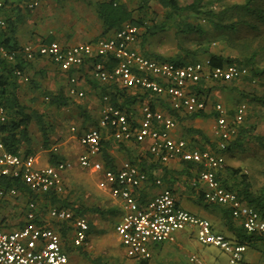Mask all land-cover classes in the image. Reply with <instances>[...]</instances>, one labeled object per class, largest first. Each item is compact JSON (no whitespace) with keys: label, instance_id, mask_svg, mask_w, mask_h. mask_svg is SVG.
<instances>
[{"label":"built area","instance_id":"obj_1","mask_svg":"<svg viewBox=\"0 0 264 264\" xmlns=\"http://www.w3.org/2000/svg\"><path fill=\"white\" fill-rule=\"evenodd\" d=\"M45 1L48 0H30L28 5L35 7ZM3 6L4 0H0V9ZM4 25L5 21L0 18V29ZM139 31L138 26L125 23L109 37H98L69 46L52 41L37 47L26 44L12 49L0 42V57L13 62L21 53L26 59H33L36 55L47 56L63 72L80 68L86 59L99 57L91 64V74L95 79L108 85L139 88L166 97L174 110L186 113L205 112L209 107L207 97L191 91L190 84L202 79L231 81L249 76L247 65L235 62L206 66L199 61L177 64L146 56L134 46ZM15 73L21 75L20 70ZM252 81H257V78L253 77ZM69 82V94L82 97L84 93L78 89V78L74 74L69 77ZM101 100L98 126L84 131L79 137L84 152L77 161L81 167L99 173L98 186L108 190L112 197L122 200L123 213L114 230L127 255L148 260L152 256L150 247L153 243L172 241L175 232L188 227L194 229L200 243L212 245L226 253L231 264L241 261L247 247L213 231L207 218L180 208L170 190L161 191L140 206L134 192L147 181L148 176L136 164L125 160L120 167L111 169L98 156L102 150V128L108 129L117 141L134 140L140 143L149 140L148 152L159 162L179 158L199 166L198 181L203 186L201 194L205 202L227 207L233 218L241 219L247 232L264 234V218L240 200L235 192L225 189L217 179V172L223 164L221 151L236 136L237 125L244 120L246 104H239L232 114L223 103L212 104L215 115L213 132L217 140V150L213 151L194 147L183 138H172L170 130L176 126L173 118L162 111L153 110L146 103L140 107L136 124H132L125 111L110 101L108 94H103ZM7 120V110L0 103V127ZM71 165L68 161H57L52 165L37 166L33 155L22 157L13 154L0 143V181L18 179L26 191L34 195L62 193V173ZM19 193L15 186L0 183V201L16 197ZM38 211L37 200L29 198L24 211V225L12 230L0 227V264H67L68 256L60 234L38 223ZM47 215L51 219L70 223L74 246L86 243L89 225L84 216L75 215L70 209L62 207L48 209ZM189 261L204 264L196 254L190 255ZM256 264H264V260Z\"/></svg>","mask_w":264,"mask_h":264},{"label":"crops","instance_id":"obj_2","mask_svg":"<svg viewBox=\"0 0 264 264\" xmlns=\"http://www.w3.org/2000/svg\"><path fill=\"white\" fill-rule=\"evenodd\" d=\"M101 1L103 0H48L41 2L35 7H29L30 0H4V6L0 9V18L6 22V26L1 30L3 31L1 39H8L10 45L15 44L20 47L31 44L37 47L38 45L48 44L52 41L59 42L63 46H69L92 41L102 35L109 37L114 31L109 30L104 32L105 26L97 17L96 13L97 5ZM134 46L140 52L142 51L139 38ZM209 51L223 54L224 56L230 55L229 51L223 47H220V50L216 52ZM178 52L179 50L174 54ZM174 54L166 55L165 57ZM193 57V60L210 66L208 54L198 51ZM189 61H192L191 57H187L185 63ZM12 65L13 67L23 69L21 75H16V78L10 79V82L15 85L14 93L18 101L25 107L26 112L42 114L47 127V141L44 144L42 132L34 121L31 122L28 126L31 134V143L30 145L22 144L19 153L21 154L26 148H30L32 151L30 155L35 157L36 165L41 167L52 165L51 160L53 155H56V161L63 160L71 162L72 165L62 173L63 185L70 187L69 192L71 188L76 189L72 194L67 195V197L62 193L60 196L69 202H75V205H82L85 210L81 216H84L89 222L88 225H91L94 229L95 225H101L104 222L103 218L113 219V226L115 227V224L120 220L123 213L122 200L112 197L108 190L100 188L98 186L100 174L93 173L81 167L77 161L78 156L84 152L79 142L80 135L84 131L98 126L102 105L101 97L103 95L101 88L107 83L93 78L91 66L88 64L69 72H63L48 57H36L31 60H24L22 57H19L18 60L13 61ZM73 74L78 78V89L84 93L82 97L69 94V87L71 85L69 77ZM244 78L231 81L202 79L197 83L190 84L189 88L191 91L206 95L209 100V107L207 111L201 112L202 115L193 118H189L188 116L191 113L187 115L183 111L179 113V117H173L171 115L176 123V126L170 130L171 137L174 139L183 138L197 148L217 150V140L213 132L215 115L212 104L221 102L229 111H234L239 104L245 103L243 97H251L248 92L252 91L250 88L252 85L248 86V80ZM51 96L65 97L68 99V104L60 108L51 106L48 102ZM117 99L118 102H122L121 97ZM166 101V99L161 101L154 100V110L162 111L169 115L168 103ZM245 104L247 109L244 119L250 112V109H248L250 104L247 102ZM124 106L127 107V105ZM135 107H137V104H135ZM136 109H139V107ZM47 113L51 115H47ZM139 116L136 114L135 119H138ZM242 123L239 126L253 130L249 122L246 121L243 125ZM71 128H74V130L72 131ZM251 129L248 131L249 135L252 133ZM101 135L103 149L98 159L104 165L107 162L104 155L106 153V157L109 163L113 164L114 169L120 167L123 161L132 160L147 174V181L141 184L134 192L140 206H144L154 195L168 189L172 192L180 208L188 210L200 217L206 218L205 215L212 216V220L207 219L210 221L215 232L235 238L236 234L234 229L229 227V216L227 217L224 214L225 209L219 206L206 205L202 198L201 190L203 186L198 181L200 169L197 164L188 165V163L179 158H171L162 163L149 154V140H144L140 143L134 140L117 141L106 128L101 129ZM248 140L250 143L249 136H246L243 141L245 147L243 151L236 149L231 152H221V155L224 158L223 163L234 167H242L252 179L246 165L243 166L236 161L240 158L242 152L243 154L250 152L252 146L246 147ZM229 156L234 159L232 164H228L227 162ZM80 175H85L86 179H82ZM156 180H159V183H156ZM36 196L39 210L38 223L50 227L60 234L63 249L68 256L67 264H100L88 256V252L94 250L90 247V243H87L90 233H87V240L84 244H87V247H84V245L81 247L74 246L70 223L64 222L68 226V229L66 230V234L62 235L60 227H62L63 222L51 219L47 215L48 209L57 207L56 205L53 206L50 204L48 199L50 195ZM13 198L5 199V201H8L10 208L13 207L14 209L12 211L15 212L12 213L13 220L10 221L0 216V227L7 226V230L17 229L24 225V211L26 206H21L19 202L21 199H29V191L20 190L17 199L14 200ZM195 205H200L202 208L197 209ZM4 206L6 209L7 206ZM200 211L205 215L201 214ZM231 218L235 225H238V222L242 225L241 219ZM8 226H14V228H9ZM191 229L194 232V229ZM178 232H175L174 240L172 241L153 243L150 247L152 252L151 258L145 260V262H142L143 259H138V264H153V254L162 252L163 249L161 246L165 242H176ZM157 244L161 245L157 246ZM252 256L255 258L257 255L252 253Z\"/></svg>","mask_w":264,"mask_h":264},{"label":"trees","instance_id":"obj_3","mask_svg":"<svg viewBox=\"0 0 264 264\" xmlns=\"http://www.w3.org/2000/svg\"><path fill=\"white\" fill-rule=\"evenodd\" d=\"M151 2H153V4H159L165 10L162 17H158L157 13H153V17L151 15L145 17ZM213 3L214 0H191V2L181 5L179 0H138V5L135 9L139 14L134 15L135 9H131L128 5L129 3L125 0H103L98 3L96 13L97 17L105 26L104 32L109 30L115 32L125 23H130L142 28L143 31H139L138 35L142 48L148 38L154 37L160 31H164L168 24L175 27L177 37H183V41L179 40V42H182L179 43V52L177 54L165 57L157 53L142 50L141 52L143 54L145 53L144 55L146 56L149 55V57H153L161 61L167 60L177 64H184L187 57H191L192 59V61L189 62H195L196 60H193V56L200 51L208 54L210 66L235 62L247 65L249 68V74L252 76H264V66H259L261 58L264 57V0H243L242 2L222 4L217 10L213 7ZM203 22H206L212 29L218 31L219 34H224L225 38H228L227 34L229 33L234 34L231 38V45L238 51V54L224 56L223 54L210 52L209 44L207 45V43L200 40L201 36L206 37L204 35V26L206 23L204 24ZM5 26L6 22L0 29V42L9 48L19 49L21 46L19 47L15 44L10 45L8 39H1L3 32L1 30ZM244 28L248 30V35L239 34V32ZM249 32L252 33L251 37H248L250 36ZM191 34H196L198 38V43L193 48L185 46V40L187 36ZM101 37L106 36L102 35ZM254 42H256V44ZM19 57H22L24 60H31L24 58L22 53L17 56L16 60H18ZM36 57L47 56L36 55L34 58ZM98 59L99 57L86 59L82 66L85 64L91 66L92 62ZM12 64L13 62H9L0 57V103L4 105L8 114V120L0 127V143H2L6 151L26 157L32 153L30 148H26V150H24L21 154L19 153V150L22 144L30 145L31 143V134L28 130L30 123L34 121L39 127L42 132L44 144H46L47 141V127L42 114L37 112H26L25 107L18 101V98L14 93L15 85L10 82V79L17 77L15 73L16 70H20L22 72L23 69L20 67H13ZM16 66L18 65L16 64ZM117 85L118 84H104L101 88V92L102 94H108L110 96V101L114 105L122 109L126 108L123 110L132 124H136L135 121L137 118L135 119V116L136 114L139 116L141 105L146 103L154 110V100L161 101L166 99V97L151 93L147 90L139 88H132L131 90H128ZM194 93L197 95H204L206 97L203 93L196 91ZM119 97L122 98V102H118L117 98ZM250 99L264 106V97L251 96ZM48 100L51 106L59 108L68 104V99L62 96H51ZM166 102L168 103V101ZM135 104H137L139 109H136L137 107H135ZM124 105H127V107ZM180 112L181 111L174 110L168 103V113L170 116L179 117ZM186 114L188 115V113ZM199 115H202V113H191L188 116L189 118H193ZM241 123L237 125L236 136L229 141L226 148L221 151L222 153L231 152L236 149L243 151L245 149L243 141L248 135L247 133L249 130L243 126H239ZM252 128L254 129V126H252ZM254 138L256 145L260 146L259 157L264 158V134H257ZM104 155L108 162H105L106 167L114 169L113 164H110L106 157L107 154L104 153ZM56 160V155H53L51 164H55L57 162ZM128 161L135 164L132 160ZM186 163H188V165H196L193 162ZM217 179L225 189L235 192L240 200L253 207L259 215L264 218V180L259 185H256L253 183L249 174L242 167H234L227 165L226 163H223L222 167L218 170ZM0 183L3 186H15L19 190H26V187L18 179H2ZM60 194L61 193L50 192L45 195H50L49 198H47L53 206L56 205L57 207L70 209L75 215H82L84 213L85 208H83L82 205H75V202H69L64 198H61ZM36 197V195L29 192V198L36 199ZM205 203L206 205L219 206L225 209V216H229V227L233 228L236 234L235 238L226 236L231 241L244 244L247 248L249 246L256 247L257 243L264 242V234L247 232L239 222L238 225H235L233 219L231 218V213L229 215L230 210L227 207L225 208L224 206L218 204ZM90 226L91 225H89L88 234L91 231ZM67 229L68 226L63 223L62 227H60L62 235L66 234ZM211 229L213 230L212 225ZM142 262H145V260H142Z\"/></svg>","mask_w":264,"mask_h":264},{"label":"rangeland","instance_id":"obj_4","mask_svg":"<svg viewBox=\"0 0 264 264\" xmlns=\"http://www.w3.org/2000/svg\"><path fill=\"white\" fill-rule=\"evenodd\" d=\"M125 1L129 3L128 5L130 6L131 9H135L138 5V0H125ZM242 1L243 0H214L213 7L217 10L221 7L222 4H227L232 2H242ZM189 2H191V0H179V3L181 5L187 4ZM164 11L165 10L159 4L157 3L153 4V2H151L148 12L146 14L145 13L143 14H145V17H147L148 15H151L153 17V13H157L158 17L159 16L162 17ZM138 14H139L138 11L135 9L134 15H138ZM204 27H205L204 35L206 37L201 36L200 40L207 43V45L209 44V48L211 51L216 52L220 50V47H223L224 49L229 51L230 55L238 54V51L231 45L232 44L231 38L233 37L234 34L229 33L227 34L228 38H225L224 34H219L218 31L212 29L211 26L208 25L207 23ZM142 31L143 29L140 28V32ZM239 34L248 35V30L244 28L239 32ZM249 34L250 36L248 37H251L252 33L249 32ZM182 39L183 37L176 36L175 27H173V25L168 24L164 31H160L154 37L148 38V40H146L144 43V47L142 48L141 46V50H145L153 53L154 52L160 53L162 56L174 54L178 51L179 43L183 41ZM179 40L182 41L179 42ZM185 41H186L185 42L186 46L193 48L198 43L197 35L191 34L187 36ZM254 43L256 44V42ZM259 66H264V57L261 58ZM253 77L255 76L249 74V76L244 78L248 80L247 81L248 86L252 85L250 87L252 91H249L248 94L251 96L264 97V76L262 75L256 76L257 81L254 82L252 81ZM243 99L245 103L247 102L248 104H250L248 108L250 109L249 110L250 112L243 120L244 121L243 123L247 121L250 123L251 127L254 126L253 130L251 128H248V130L251 129L252 131L250 135L249 132L247 135V137L249 136L250 138V143L249 140L247 141V143L246 142L245 143H246V147L252 146V148L250 152L246 154H243L242 152L240 158L236 161L238 164H241L243 166L246 165V167L249 169L250 175L252 176L253 183L259 185L264 180L263 171H262L264 158L259 157V153L257 152L260 150L259 148L260 146L256 145L254 140L255 138L253 137L255 134H264V106L255 101H252L250 99V96L243 97ZM230 112L232 114L233 110H230ZM47 115H51V114L47 113ZM233 161L234 159L231 158L230 156L229 158H227L228 164H232ZM80 177L84 180L86 179L85 175H80ZM69 188L70 187H66L64 185V191L62 192V194L65 195L66 197L67 195L72 194L76 189V188H71L70 189L71 191L69 192ZM13 199L16 200L17 196L14 197ZM27 202H28L27 199L25 200L21 199L19 204L21 206L22 205L26 206ZM4 205H6L8 208L6 207L5 209ZM9 208L10 206L8 204V201H5V199L0 201V216L5 217L7 220L11 221L13 220L12 213L15 212H12L14 210L13 207L10 209ZM195 208L201 209L202 207H200V205H195ZM201 214L204 213L201 212ZM205 216L206 218L212 220V216H208V215ZM103 221L104 222L101 225H95V229L97 230H95L92 226H90V230H91L90 237L87 243H90L91 245L90 247L93 248L94 250L89 251L88 256L91 257L92 260L94 259L100 264H138L139 261L138 259L127 255L126 250L121 243V240L116 235L113 226L114 220L103 218ZM8 227L14 228V226H8ZM1 228L6 229L7 226H1ZM192 231L193 230L191 228L187 227L177 233L176 242L174 243L165 242L164 245L161 246L163 251L153 254V258H152L153 264L154 263L155 264H193L189 261L190 254L198 255L202 259L204 264H231L229 262L226 253H224L219 248L214 247L212 245H205L200 243L196 239L194 232ZM159 245L161 244H157V246ZM84 247H87V244L84 245ZM252 253L257 256L254 258L252 256ZM261 260H264V242L257 243L256 247L249 246L241 262L235 264H255L260 262Z\"/></svg>","mask_w":264,"mask_h":264}]
</instances>
